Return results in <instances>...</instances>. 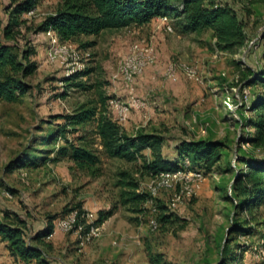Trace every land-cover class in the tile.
<instances>
[{
  "label": "rangeland",
  "instance_id": "obj_1",
  "mask_svg": "<svg viewBox=\"0 0 264 264\" xmlns=\"http://www.w3.org/2000/svg\"><path fill=\"white\" fill-rule=\"evenodd\" d=\"M20 1L0 0L2 20L7 18L6 7ZM224 1L246 22L248 40L235 52L219 50L209 29L177 33L170 14L173 32L165 31L157 20L140 29L133 28L135 25L105 29L97 35L59 40L56 57L50 60L49 37L45 32L34 33V28L56 11L59 0H36L33 13L22 15L30 24L25 36L32 39L29 46H34L32 59L38 67L25 79L30 85L26 93L14 102L0 100V220L15 222L18 214L31 235L53 216L55 225L77 205L94 217L98 210L114 209L111 217L98 224L99 236L89 241L73 230H58L46 237L43 247L49 264H122L123 250L134 255L129 264H149L146 245L163 253L167 264H264V209L237 213L232 190L237 172L245 168L237 158L264 155V148L244 141L252 130L242 126L244 118L252 115L247 105L258 89L247 85L250 69L264 63L257 41L264 28V4ZM139 42L152 46L156 59L147 66L154 67L153 72H147L146 67L131 85L133 94L146 101V106L130 110L131 117L121 126L123 131L136 134L142 129L166 136L161 152L169 158L183 138L220 140L226 146L219 161L204 172V181L194 193L187 195L184 183L176 182L152 195L182 219L165 225L157 219L152 202L143 206L121 203V188L117 186L120 171L130 172L146 192L154 175L141 174L142 159L127 162L108 157L96 133L100 114L116 120L109 100L127 101L129 87L119 74V66L129 47ZM170 64L175 65V80L166 75ZM181 64L195 67L199 80L187 78ZM83 70L82 76L62 81V76ZM82 106L95 107V116L76 125L55 119L58 114H74ZM63 128L69 142L87 147L98 155L99 162L80 166L59 154L66 141ZM144 154L152 158L149 150ZM20 157L30 163L7 169ZM177 195L181 202L175 201ZM153 220L158 223L154 230ZM240 225L249 231L236 229ZM0 264L24 263L0 246Z\"/></svg>",
  "mask_w": 264,
  "mask_h": 264
},
{
  "label": "trees",
  "instance_id": "obj_2",
  "mask_svg": "<svg viewBox=\"0 0 264 264\" xmlns=\"http://www.w3.org/2000/svg\"><path fill=\"white\" fill-rule=\"evenodd\" d=\"M178 4H173L174 2ZM249 4L261 3L264 0H243ZM36 6V0H22L6 7L7 18L2 20L0 33V100L14 102L30 89L25 79L38 67L32 59L34 46H29L31 38L25 36L30 30L27 17H22ZM249 13V10H247ZM174 17V27L177 33L185 35L209 29L215 38L216 47L221 51L235 52L241 48L248 34L246 22L237 10L224 0H59L55 12L48 14L34 28V33L53 31L60 40H69L79 35H97L105 29H120L132 25L139 26L162 15ZM3 21V22H2ZM261 46V58L264 59V28L258 33ZM85 70L62 76V81L68 82L82 76ZM247 85L257 86L251 96L247 110L252 114L244 118L242 126L252 130L246 138L254 147L264 148V63L250 69ZM75 83L74 86H79ZM246 85V86H247ZM96 108L81 107L71 115L58 114V118L66 119L72 125L81 124L92 119ZM63 128L61 133L65 138ZM67 131V130H66ZM96 133L103 152L112 158L127 162L142 159L141 174L156 175L160 172H175L182 169L184 158L190 160L188 169L209 171L221 157V151L226 147L220 140L210 139H180L174 145L173 157L162 154V148L167 144V137L159 133L138 132L134 135L125 133L117 121L108 114H100L96 122ZM66 139V138H65ZM149 150L151 159L145 157L144 151ZM59 154L69 157L80 166H91L99 162L97 154L87 147L69 142L58 149ZM239 163L245 168L239 169L232 185L235 193L237 213H252L260 207L264 209V155L261 158L238 157ZM20 157L12 160L7 169L12 170L24 166ZM117 186L120 190L122 204L143 206L152 202L157 209V219L162 224L182 220L168 206L154 199L148 192L138 191L139 183L133 175L126 171L118 173ZM75 208L80 209V205ZM74 208H71L72 210ZM68 210V211H70ZM142 208L141 211H144ZM114 213V209L98 210L95 223L100 224ZM44 226L28 235L27 223L18 214L15 222L0 220V241L5 243L10 255L24 264H49L44 254L45 238L53 230V219ZM242 228V229H241ZM236 229L249 231L237 226ZM227 247V246H226ZM149 264H167L161 252H153L146 245ZM235 260L230 258L229 261ZM225 262H223L224 264Z\"/></svg>",
  "mask_w": 264,
  "mask_h": 264
},
{
  "label": "built area",
  "instance_id": "obj_3",
  "mask_svg": "<svg viewBox=\"0 0 264 264\" xmlns=\"http://www.w3.org/2000/svg\"><path fill=\"white\" fill-rule=\"evenodd\" d=\"M32 13L33 9L28 11L26 14L29 15ZM156 20L164 27L165 31L173 32V27L168 15L159 16ZM45 33L49 37V43L51 45L47 56L50 60H53L56 57L60 39L51 30L45 31ZM155 59L156 55L154 48L150 45L142 44V42L132 44V46L129 47L127 55L124 56L119 66V74L129 87V96L125 103L121 102L118 98H111L109 100V105L114 110L116 121L120 126H122L128 119L131 109H141L146 106V101L136 97L133 94V87L131 85L133 84L135 77L141 74L148 65L154 63ZM179 68L183 71L187 78L199 80L195 67L189 66L187 64H181L179 65ZM166 75L172 80L176 79L174 64H170L167 67ZM242 104L243 102L241 101V105ZM182 166V169H179L175 172H160L151 177L150 182L147 184V192L152 196L155 195L158 190L168 189L176 182H179L184 183V188L186 189L187 195L194 193L201 187L204 181V170L188 169V166H190V160L187 157L184 158ZM137 190L140 192L144 191L141 187H138ZM180 199V195L175 197V201L181 202ZM175 204L176 203L173 202V205ZM95 220L96 217H94V214L88 210L74 208L62 218L57 219L55 225L53 226L52 232L47 237L52 236L58 230H73L82 240L89 241L92 238L99 236V227L98 224L95 223ZM157 227V220H153L151 222L152 230L156 229ZM112 244L116 245L117 242L114 240Z\"/></svg>",
  "mask_w": 264,
  "mask_h": 264
},
{
  "label": "crops",
  "instance_id": "obj_4",
  "mask_svg": "<svg viewBox=\"0 0 264 264\" xmlns=\"http://www.w3.org/2000/svg\"><path fill=\"white\" fill-rule=\"evenodd\" d=\"M157 19V17L156 18H153L150 22H148V23H146V24H144V25H139V26H133V28H145V27H148L149 25H151L152 23H154L155 22V20ZM159 47L161 48V44H159ZM153 70H154V67H150V68H148L147 67V72H149V71H152L153 72ZM146 71H145V73H146ZM145 73L143 74V75H145ZM141 76V75H140ZM151 77L152 76H150L149 78L147 77L146 79H148V80H150L151 79ZM131 116H129V118H130ZM127 122V121H126ZM126 122L124 123V124H126ZM145 123V122H144ZM123 124V125H124ZM128 125H130V123L128 122ZM137 127V126H136ZM139 131H142V129H139ZM143 131H145V132H147L148 130H143ZM149 132H152V131H149ZM129 135H134V134H129ZM113 215V214H112ZM111 215V216H112ZM110 216V217H111ZM109 218V217H108ZM105 221V220H104ZM103 221V222H104ZM0 246L2 247V248H4V251L5 252H8L7 251V249H5V243L4 242H2V241H0ZM49 246V245H48ZM127 250H123L121 253H120V255H121V262H122V264L123 263H125L126 261V263H130L131 261H134L135 260V258H134V255L133 254H131L130 252H126ZM148 263V262H147ZM31 264H35V263H31Z\"/></svg>",
  "mask_w": 264,
  "mask_h": 264
}]
</instances>
